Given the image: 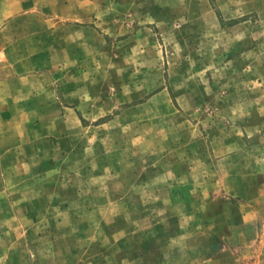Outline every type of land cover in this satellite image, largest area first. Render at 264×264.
Instances as JSON below:
<instances>
[{"label":"rangeland","instance_id":"374dc122","mask_svg":"<svg viewBox=\"0 0 264 264\" xmlns=\"http://www.w3.org/2000/svg\"><path fill=\"white\" fill-rule=\"evenodd\" d=\"M0 264H264V0H0Z\"/></svg>","mask_w":264,"mask_h":264}]
</instances>
